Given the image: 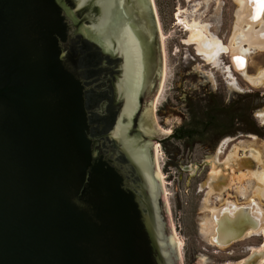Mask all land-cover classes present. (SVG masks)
I'll return each instance as SVG.
<instances>
[{
  "label": "water",
  "instance_id": "95a60500",
  "mask_svg": "<svg viewBox=\"0 0 264 264\" xmlns=\"http://www.w3.org/2000/svg\"><path fill=\"white\" fill-rule=\"evenodd\" d=\"M163 63L152 0H0V264H180L153 159ZM209 217L227 245L264 207Z\"/></svg>",
  "mask_w": 264,
  "mask_h": 264
},
{
  "label": "rangeland",
  "instance_id": "374dc122",
  "mask_svg": "<svg viewBox=\"0 0 264 264\" xmlns=\"http://www.w3.org/2000/svg\"><path fill=\"white\" fill-rule=\"evenodd\" d=\"M152 4L155 18L158 19L164 63L163 77L152 104L151 116L154 125L163 131L165 138V132L179 121L178 117L171 110L159 115L154 109L172 95L171 90L175 89L176 84L186 86V83L193 82L196 91H203L206 87V90L216 91L227 102L243 94H249L252 98L248 112V118L252 121L248 125L251 130L244 129L242 122L238 123L242 125L240 128L234 123V131L221 138L212 150L205 151L197 144L193 152L186 153L190 157L186 161L200 162L202 158L207 161L200 168L199 174L189 181L188 187L182 184L186 177L185 171L170 164L165 172L163 165L167 153L163 150L161 140L153 142L154 165L180 264H232L247 255L252 248L261 245L264 231L243 235L234 243L219 245L215 252V249L206 245L211 230L207 225L210 219L207 210L224 198L241 202L252 199L264 207V194L260 195L262 192L257 189L264 171V49L250 47L245 50L246 67L239 71L234 69L231 50L234 38L238 36L236 25L242 19L237 13L240 8L238 0H152ZM177 15L206 24L207 32L217 37L228 49L217 53L213 60L204 58L197 52L194 43L185 41L188 33L178 22ZM260 18L261 21L255 22L256 29H259L260 24L264 25V14ZM242 45L249 47L245 42ZM258 75L261 82L253 83L249 80L251 77L257 80ZM177 95L182 96L180 93ZM241 100L243 98H239L240 103ZM168 144L174 143L168 141ZM213 169L225 175L217 183V187L227 186L226 193L222 195L216 188L210 190L207 184ZM177 172L182 180L177 183L179 189L174 200V186L170 179ZM202 180L206 186L200 188ZM253 264H264V254L260 261Z\"/></svg>",
  "mask_w": 264,
  "mask_h": 264
},
{
  "label": "flooded vegetation",
  "instance_id": "af4514ba",
  "mask_svg": "<svg viewBox=\"0 0 264 264\" xmlns=\"http://www.w3.org/2000/svg\"><path fill=\"white\" fill-rule=\"evenodd\" d=\"M156 20H158L157 17ZM180 73L181 72L179 71V75ZM195 89L196 87L193 82L186 83V86H178L176 84L175 89L171 90L172 95L168 96L154 109L159 115H163V112L171 110L178 117L179 121L175 122V124L165 132L166 138L160 142L163 145V150L167 153L163 169L166 172L167 169H169L170 164H172V166L177 167L179 170L185 171L186 177L183 179L182 183L185 187H188L189 181L193 179L195 175L199 174V170L202 168L203 164L207 163V161L203 162L205 160L204 158H202L200 162L192 160L186 161L187 158H190L186 156V153L193 152L197 144L198 147L203 148L205 151L212 150L217 142L220 141L221 138L232 133L235 127L234 125H228L229 102L223 100L216 91L206 90V87L203 91H196ZM178 93L182 96H178ZM177 100H181L179 101V104H177ZM230 101H234V99H231ZM242 110V104L236 102V111L241 115ZM161 121H163V119H161ZM203 121L205 122L204 124L202 123ZM238 123L239 122L236 123V127H242V125H238ZM168 141H172L174 144L169 145ZM184 159L185 162H182ZM171 176V179L169 176L168 177L172 180L174 186L173 199L175 200V196H177V191L179 189L177 183L182 179L179 172H177L176 175ZM205 186L204 180H202L199 187L201 188ZM226 189L227 186L225 184L220 191L218 189L215 190L219 191L218 193H221L222 195L223 193H226ZM227 200L233 201L232 199L224 198L222 202L214 205L213 208L223 204ZM233 202L238 203L241 201ZM208 213L209 209L207 210V215ZM207 221L208 228L211 229L209 234H211L212 220L208 219ZM242 237L244 236H241L240 238ZM240 238L231 243L237 242ZM206 240V245L213 248L212 250L215 249L214 251L216 252L218 250L216 247L219 246L210 243L208 241V236ZM240 261L241 259L235 261V263L242 264Z\"/></svg>",
  "mask_w": 264,
  "mask_h": 264
},
{
  "label": "bare ground",
  "instance_id": "6f19581e",
  "mask_svg": "<svg viewBox=\"0 0 264 264\" xmlns=\"http://www.w3.org/2000/svg\"><path fill=\"white\" fill-rule=\"evenodd\" d=\"M238 1L240 3V8L238 7L239 9L237 10V13L240 17H242V19L241 20L239 19L240 21H238V23L236 25L237 26L236 31L238 30V34H237L238 36H236L234 38V42L232 44L233 49L231 50L232 62L235 66L234 69L237 71L246 67V59L244 56L245 50L249 49L250 47L257 48V49H264V28H263L264 25H263V23H262V25L261 24L259 25V29L261 30L260 31L258 28L256 29L254 25H255L256 21L257 22L261 21V18L259 17V19H257V20L252 19L253 9H254L255 5L251 2H249V0H238ZM240 17H238V18H240ZM238 18H237V20H238ZM177 20L182 25V27L186 29V31L188 33L187 39L185 41L190 42V43H194L197 52L199 54H201L204 58H206L208 60H213L217 53L222 52V51H226L228 49L227 46L222 45V43L220 42V40L217 37L210 35V33L207 32L205 25L201 24L196 19L190 21L184 17L181 18L177 15ZM244 42H245V45L247 43V45L249 47L245 48L244 45H242ZM234 57L243 58L244 63H243L242 67L237 66V63L233 59ZM258 77H259V75H258ZM263 78H264V76H263ZM249 80L253 83H254V81L256 83L261 82L260 77L257 78V80L254 77H251ZM234 165H236V164H234ZM213 170H211L212 172L209 173L210 175H209V179H208L207 184H208L210 190H213L215 188L219 190L222 187H217V183L221 180V178L225 177V175H223L221 173V171H219V170L218 171L214 170V172H213ZM156 172H157V169H156ZM263 172H262V174L260 173L261 178L259 177L260 182L257 185L258 191L262 192V193H260V195L264 194V173ZM157 175H158V173H157ZM158 178H159V176H158ZM214 185H216V186H214ZM261 231H264V226H262L257 231H248L244 235L254 233V232H261ZM173 238H174V236H173ZM216 246H218V245H216ZM261 248L262 247H260V249Z\"/></svg>",
  "mask_w": 264,
  "mask_h": 264
},
{
  "label": "trees",
  "instance_id": "16d2710c",
  "mask_svg": "<svg viewBox=\"0 0 264 264\" xmlns=\"http://www.w3.org/2000/svg\"><path fill=\"white\" fill-rule=\"evenodd\" d=\"M239 98L243 100H241V104H242V113L240 115L239 112L236 111V102H239ZM239 98L234 99V101H229L228 103V125H234V123L237 122H242L243 123V127L244 129H252L251 127H248V125L252 124V121L248 118V112H249V108L251 106V97H249V94H243L241 96H239ZM203 124L205 123L204 121L202 122Z\"/></svg>",
  "mask_w": 264,
  "mask_h": 264
},
{
  "label": "snow or ice",
  "instance_id": "6c2138e0",
  "mask_svg": "<svg viewBox=\"0 0 264 264\" xmlns=\"http://www.w3.org/2000/svg\"><path fill=\"white\" fill-rule=\"evenodd\" d=\"M249 2L255 5L253 9L252 19L257 20L259 19L261 14H264V0H249ZM234 61L237 63L238 67L243 66V58L241 57H234Z\"/></svg>",
  "mask_w": 264,
  "mask_h": 264
},
{
  "label": "crops",
  "instance_id": "0c3cea01",
  "mask_svg": "<svg viewBox=\"0 0 264 264\" xmlns=\"http://www.w3.org/2000/svg\"><path fill=\"white\" fill-rule=\"evenodd\" d=\"M235 1V0H234ZM206 25V24H205ZM264 240H263V242L261 243V245L260 246H258V247H255V248H252L250 251H249V253L247 254V255H245L242 259H241V262H243L246 258H248L249 256H251L252 254H254V253H256L257 254V256H256V259H255V261H260L261 259H262V256H263V254H264ZM263 245V246H262ZM260 247H262L261 249H260ZM243 260V261H242ZM232 264H236L235 262H233Z\"/></svg>",
  "mask_w": 264,
  "mask_h": 264
}]
</instances>
